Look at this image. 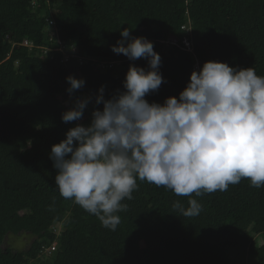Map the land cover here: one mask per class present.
Masks as SVG:
<instances>
[{
	"label": "trees",
	"instance_id": "trees-1",
	"mask_svg": "<svg viewBox=\"0 0 264 264\" xmlns=\"http://www.w3.org/2000/svg\"><path fill=\"white\" fill-rule=\"evenodd\" d=\"M124 28L161 56L164 81L149 103L178 98L210 60L264 76V0H0V264H264V185L248 178L193 193L202 204L195 217L174 206L187 208L189 197L138 179L115 231L60 195L52 146L103 109L102 85L111 98L125 90L130 64L148 67L112 51ZM69 75L85 80L70 98ZM89 96L81 120H62ZM9 235L29 237L28 247H9Z\"/></svg>",
	"mask_w": 264,
	"mask_h": 264
},
{
	"label": "clouds",
	"instance_id": "clouds-1",
	"mask_svg": "<svg viewBox=\"0 0 264 264\" xmlns=\"http://www.w3.org/2000/svg\"><path fill=\"white\" fill-rule=\"evenodd\" d=\"M51 25L58 31L55 21ZM120 35L112 51L131 61L145 58L148 67L130 64L125 90L111 98H105L102 85L95 104L103 109L95 108L89 125L78 123L52 146L60 195L115 231L121 222L117 213L127 207L122 201L133 198L138 179L189 197L187 208L180 201L174 205L184 217L202 211L193 193L225 191L242 178L256 188L264 185V76L253 67L210 60L192 72L178 98L149 103L146 94L158 91L164 81L161 56L152 41L131 36L129 28ZM183 44L189 45L187 40ZM66 79L69 98L85 85L84 78ZM92 100L77 98L62 120H81ZM54 250V245L44 246L40 257L49 258Z\"/></svg>",
	"mask_w": 264,
	"mask_h": 264
},
{
	"label": "rangeland",
	"instance_id": "rangeland-1",
	"mask_svg": "<svg viewBox=\"0 0 264 264\" xmlns=\"http://www.w3.org/2000/svg\"><path fill=\"white\" fill-rule=\"evenodd\" d=\"M6 240L9 247L15 249L16 251H22L25 250L26 247H28V242L30 238L29 237L26 238L23 236L9 235Z\"/></svg>",
	"mask_w": 264,
	"mask_h": 264
},
{
	"label": "built area",
	"instance_id": "built-area-1",
	"mask_svg": "<svg viewBox=\"0 0 264 264\" xmlns=\"http://www.w3.org/2000/svg\"><path fill=\"white\" fill-rule=\"evenodd\" d=\"M52 24H54V21H51ZM26 45H30V46H33V44H31L30 42L26 41L25 42Z\"/></svg>",
	"mask_w": 264,
	"mask_h": 264
}]
</instances>
